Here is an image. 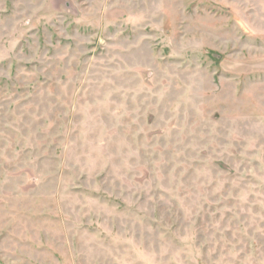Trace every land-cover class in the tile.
<instances>
[{
    "label": "rangeland",
    "instance_id": "rangeland-1",
    "mask_svg": "<svg viewBox=\"0 0 264 264\" xmlns=\"http://www.w3.org/2000/svg\"><path fill=\"white\" fill-rule=\"evenodd\" d=\"M0 264H264V0H0Z\"/></svg>",
    "mask_w": 264,
    "mask_h": 264
}]
</instances>
